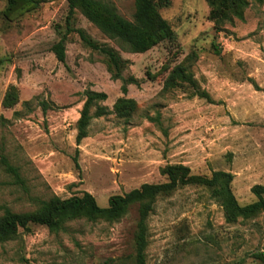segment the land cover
I'll use <instances>...</instances> for the list:
<instances>
[{"label": "rangeland", "instance_id": "374dc122", "mask_svg": "<svg viewBox=\"0 0 264 264\" xmlns=\"http://www.w3.org/2000/svg\"><path fill=\"white\" fill-rule=\"evenodd\" d=\"M38 1L37 11L11 23L4 17L8 2L0 0V217L84 192L107 208L113 196L165 183L163 169L175 165L203 177L230 173L239 204L257 200L252 189L264 186V3L249 0L244 21L218 32L206 0H170L159 17L174 40L144 54L77 9L60 63L53 47L68 33L69 5ZM95 1L135 22L136 0ZM79 32L118 55L121 79ZM167 62L170 70L152 78ZM180 67L187 78L167 85ZM130 79L135 83L124 94ZM87 92L106 94L100 105L109 114L92 120L78 145ZM2 157L24 186L6 172ZM137 222L133 208L119 222L77 220L59 233L31 225L0 243V264H135ZM144 230L147 264H264L254 258L264 253V214L228 218L209 187L159 195Z\"/></svg>", "mask_w": 264, "mask_h": 264}, {"label": "trees", "instance_id": "16d2710c", "mask_svg": "<svg viewBox=\"0 0 264 264\" xmlns=\"http://www.w3.org/2000/svg\"><path fill=\"white\" fill-rule=\"evenodd\" d=\"M69 5L67 18V34L62 37L58 44L53 47V52L60 63L66 62V44L68 36L73 32L71 20L77 9L83 11L85 16L99 27L108 36L125 44L132 53L144 54L165 41H173L174 33L167 21L159 17V12L170 7V0H136L135 22H129L112 10L96 2L95 0H66ZM263 4L264 0H254ZM8 6L4 17L8 22H16L27 14L39 9L41 2L38 0H7ZM210 12L209 20L215 25L218 32H222L226 25L233 24L235 20L244 21L245 11L250 6L249 0H206ZM84 43L96 52L104 55L114 72L116 80L121 79L122 61L118 55L109 49L102 48L88 40L83 32H79ZM170 62L152 78H159L169 71ZM187 74L183 68H177L167 82V85H175L177 79H185ZM133 79L125 80L122 88L127 94V86L133 84ZM81 118L77 123V143L88 138V129L92 120L105 117L109 114L105 107L100 104L107 101L108 97L103 93H86ZM44 111L50 106L43 104ZM95 109V113L92 110ZM1 163L6 172L12 175L17 184L25 185L19 170L13 167L5 157ZM162 175L166 182L163 184H145L123 196H113L109 199L108 207L101 208L96 199L89 193L74 196L70 199L53 197L47 201H41L38 208L33 212L13 213L6 210L0 217V243L4 244L14 240L20 231H27L31 225L46 227L51 233H59L65 230L66 225L77 220L105 221L115 223L125 218L135 208L138 213V222L134 233L135 264H147L144 253L146 250V234L144 226L148 215L152 212L156 198L179 187L205 186L213 190V196L222 202V207L228 218L236 219L243 217L246 220L253 219L264 214V186L253 187L252 193L257 200L249 205L239 204L232 184L234 176L230 173L215 172L211 177H203L192 174L189 167L184 165L167 166ZM254 258L264 262V253L254 255Z\"/></svg>", "mask_w": 264, "mask_h": 264}]
</instances>
